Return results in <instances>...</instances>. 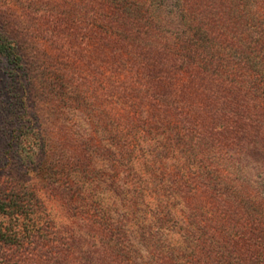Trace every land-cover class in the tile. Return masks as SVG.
<instances>
[{"label":"rangeland","instance_id":"374dc122","mask_svg":"<svg viewBox=\"0 0 264 264\" xmlns=\"http://www.w3.org/2000/svg\"><path fill=\"white\" fill-rule=\"evenodd\" d=\"M172 2L0 0V264H264L245 21L189 3L232 54L219 121L201 67L179 64Z\"/></svg>","mask_w":264,"mask_h":264},{"label":"trees","instance_id":"16d2710c","mask_svg":"<svg viewBox=\"0 0 264 264\" xmlns=\"http://www.w3.org/2000/svg\"><path fill=\"white\" fill-rule=\"evenodd\" d=\"M229 1L236 6L230 13L231 17L241 18L245 21L244 29L239 36L241 39L232 38L235 39L233 41H237V50L245 53L244 60L236 58L235 63L239 62L241 65L243 62L244 66L254 70L253 82L264 86V0ZM195 2L196 0H173L171 4L174 10L173 15L178 18L177 22L181 29L178 38L184 54L181 55L182 59L179 64L189 66L191 70L194 69V65L198 68L201 67L200 71L203 73L202 78H204L205 86L200 90V96L213 109L219 108L220 114L216 116L221 121L228 114L225 107L229 100L225 95L229 87L225 85L224 81L227 77L219 70H222V66H224L223 58L225 57L226 61H229L226 57H231L232 54L230 55L231 51L225 49H221V51L216 49L220 46V40L217 36L219 30L215 27V18L211 15V10L207 9H203L202 14H198L196 12L198 9L195 10V7L189 5V3L194 4ZM220 124L222 125V123Z\"/></svg>","mask_w":264,"mask_h":264}]
</instances>
